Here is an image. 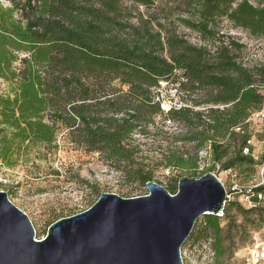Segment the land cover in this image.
<instances>
[{
    "label": "trees",
    "instance_id": "trees-1",
    "mask_svg": "<svg viewBox=\"0 0 264 264\" xmlns=\"http://www.w3.org/2000/svg\"><path fill=\"white\" fill-rule=\"evenodd\" d=\"M156 1L167 15L176 11L179 24L203 43L189 42L157 14L130 9ZM222 19L264 43V0H0V79L12 86V97L0 98L1 124L11 131L0 136V164L13 166L21 147L53 144L63 126L71 141L104 153L115 169L145 185L148 173L128 169L135 154L130 142L153 116L164 115L187 127L183 139L195 149L168 152L166 167L196 169L204 149L206 172L219 165L252 178L261 160L247 143V128L251 114L264 108V57L251 65L238 60L245 44L220 29ZM161 81L176 83L192 104L161 109L152 92ZM199 92L201 101L194 99ZM167 190L175 193L176 184ZM254 190L264 193V183ZM238 214L256 216V225L264 221L259 204L244 208L227 199L222 216L203 215L198 235L217 260L225 256L224 232Z\"/></svg>",
    "mask_w": 264,
    "mask_h": 264
},
{
    "label": "rangeland",
    "instance_id": "rangeland-1",
    "mask_svg": "<svg viewBox=\"0 0 264 264\" xmlns=\"http://www.w3.org/2000/svg\"><path fill=\"white\" fill-rule=\"evenodd\" d=\"M3 3L8 4L4 1ZM164 6L163 2L156 1L148 8L134 4L130 9L134 14L138 12L143 15L157 14L161 22L175 28L177 33L183 35L189 42L198 45L203 43L195 32L179 24L176 11L168 15L167 11L162 12L161 8ZM131 20L135 19L131 17ZM219 27L245 44L238 52V60L251 65L263 59L262 39L250 36L243 29L231 27L225 19L219 21ZM19 55L25 56L22 53ZM14 66L17 69L21 67L19 62ZM112 86H118V82L114 81ZM11 88L9 82L0 79V98H11ZM104 88L109 89L107 84H104ZM152 92L155 95L157 92L155 100L160 99V108L165 111L172 106L192 104L193 100L186 92L178 91L177 84L173 81L159 82V87L153 88ZM204 96V93L199 92L194 95V99L201 101ZM1 108L0 106V112ZM194 109L200 110L203 106ZM1 120L0 115V136L4 133L10 135L11 131L1 124ZM152 120L146 126L145 133L135 134L131 139L130 146L135 147V154L128 164V169L140 167L150 175L151 181L160 184L166 190L174 183L177 190L176 180L179 177L198 178L207 171L210 160L204 149L198 151L199 161L196 169L175 170L166 167L164 157L168 152L187 150L194 153L195 149L192 143L183 139L188 133L186 126L168 120L164 115L153 116ZM247 130L251 134L249 144L252 146V154L261 160L256 166L254 176L244 180L245 177L239 175L236 170H220L219 165L211 172L223 183L228 195L227 200H237L244 208H251L245 198L247 190L264 183V120L251 119ZM18 151L17 157L13 158V166L0 164V190L5 191L9 200L28 216L34 228V238L37 240L44 238L51 223L88 209L101 193H115L124 198L148 193L145 185L121 171L122 169H115L106 161L104 153L89 151L71 141L68 129L63 126L56 128L53 144L36 143L29 147H21ZM261 194L258 204L264 216V193ZM253 218L256 216L244 220L238 214L234 220H230L224 232L226 253L223 259L217 260L209 248L205 235H198L203 225V215L199 216L192 228V235L190 233L181 246L183 264H249L254 239L264 241V221L256 225ZM227 222V219L222 218L221 225L225 227ZM260 264H264V260Z\"/></svg>",
    "mask_w": 264,
    "mask_h": 264
},
{
    "label": "water",
    "instance_id": "water-1",
    "mask_svg": "<svg viewBox=\"0 0 264 264\" xmlns=\"http://www.w3.org/2000/svg\"><path fill=\"white\" fill-rule=\"evenodd\" d=\"M148 193H101L86 210L60 218L42 239L28 216L0 190V264H183L181 246L201 215L223 210L216 174L182 176L170 193L151 180Z\"/></svg>",
    "mask_w": 264,
    "mask_h": 264
},
{
    "label": "built area",
    "instance_id": "built-area-1",
    "mask_svg": "<svg viewBox=\"0 0 264 264\" xmlns=\"http://www.w3.org/2000/svg\"><path fill=\"white\" fill-rule=\"evenodd\" d=\"M263 93H264V86H263ZM264 118V108L258 111H255L251 114L250 120H260ZM236 130L239 131L240 127H236ZM247 143H250V140L247 141ZM243 152H248V148L244 147ZM260 185V184H258ZM252 186L247 190V195L245 196L248 204L251 207L256 206L258 204L260 198L262 197V194L260 192H256L254 188L256 187ZM228 197V195H226ZM216 215L222 216L223 210L219 211ZM255 241L252 244L251 251H250V260L249 264H260L261 261L264 260V241H260L257 238L254 239Z\"/></svg>",
    "mask_w": 264,
    "mask_h": 264
}]
</instances>
